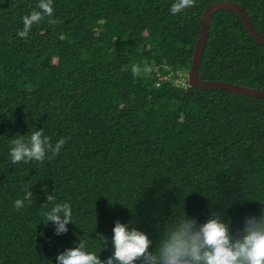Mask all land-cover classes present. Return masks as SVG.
Instances as JSON below:
<instances>
[{"label": "trees", "instance_id": "16d2710c", "mask_svg": "<svg viewBox=\"0 0 264 264\" xmlns=\"http://www.w3.org/2000/svg\"><path fill=\"white\" fill-rule=\"evenodd\" d=\"M218 1L172 15L175 0H52L58 23L45 16L21 38L39 0H0V264H57L80 240L105 261L117 220L155 251L185 214L216 212L236 235L264 213V99L188 84L200 19ZM228 1L264 34V0ZM145 62L152 71L134 77ZM199 77L264 90V46L237 14L213 16ZM41 128L66 140L60 154L12 164L11 140ZM45 192L55 200L42 207ZM54 203L71 205L67 233L41 215Z\"/></svg>", "mask_w": 264, "mask_h": 264}, {"label": "clouds", "instance_id": "9594fccd", "mask_svg": "<svg viewBox=\"0 0 264 264\" xmlns=\"http://www.w3.org/2000/svg\"><path fill=\"white\" fill-rule=\"evenodd\" d=\"M194 6L195 0H175L170 12L177 15ZM37 7L40 11L34 10L22 18L23 29L17 32L21 38L27 37L33 24L39 23L45 16L50 18V24L58 23L51 19L54 14L52 0H39ZM131 71L135 77L141 71L150 73L152 68L145 62L143 69L139 64H133ZM65 143V139L53 143L41 128L30 136L19 135L12 139L10 159L12 164L43 162L46 157L50 160L60 154ZM29 189H24L23 199L14 201L17 210L33 197ZM45 195L48 203L42 207L55 200L53 194L45 192ZM41 215L46 217L47 222L55 224L56 235L67 233V225L72 223L69 203H54L49 211ZM113 233V254L107 260L102 261L95 252L87 251L85 242L80 240L75 247L57 255V264H137V261L141 264H264V213L259 218L245 217L244 226L236 235L232 234L230 223H225L216 212L204 223H198L185 214L163 233L155 251L149 250L152 240L147 234L136 228L130 229L119 220L115 222Z\"/></svg>", "mask_w": 264, "mask_h": 264}, {"label": "water", "instance_id": "95a60500", "mask_svg": "<svg viewBox=\"0 0 264 264\" xmlns=\"http://www.w3.org/2000/svg\"><path fill=\"white\" fill-rule=\"evenodd\" d=\"M221 10H227L237 14L241 18L246 30L253 37V39L260 45L264 46V34L256 29L250 15L243 6L228 0L215 2L205 10L202 18L200 19L202 26L194 49L193 63L188 75V84L191 88L195 89L223 90L236 95L264 99V90L238 86L229 82L203 81L199 77V68L202 62L206 44L208 42L212 18L217 12Z\"/></svg>", "mask_w": 264, "mask_h": 264}, {"label": "rangeland", "instance_id": "374dc122", "mask_svg": "<svg viewBox=\"0 0 264 264\" xmlns=\"http://www.w3.org/2000/svg\"><path fill=\"white\" fill-rule=\"evenodd\" d=\"M178 81H179L181 84L184 85L185 77H184V76H183V77H180V78L178 79Z\"/></svg>", "mask_w": 264, "mask_h": 264}]
</instances>
